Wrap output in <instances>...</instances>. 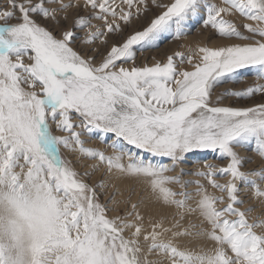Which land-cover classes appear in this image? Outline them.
<instances>
[{"label":"snow or ice","instance_id":"obj_1","mask_svg":"<svg viewBox=\"0 0 264 264\" xmlns=\"http://www.w3.org/2000/svg\"><path fill=\"white\" fill-rule=\"evenodd\" d=\"M0 21V264H264L238 186L264 202V168L238 151L264 158V0H3ZM197 26L187 54L137 65ZM195 150L227 166L185 173ZM116 181L127 196L99 202Z\"/></svg>","mask_w":264,"mask_h":264},{"label":"rangeland","instance_id":"obj_2","mask_svg":"<svg viewBox=\"0 0 264 264\" xmlns=\"http://www.w3.org/2000/svg\"><path fill=\"white\" fill-rule=\"evenodd\" d=\"M164 2L167 3L168 0H164ZM212 2L219 3V0H212ZM2 5H3V0H0V6ZM240 22L243 23V22H248V21L241 20ZM0 23H3V21H0ZM146 26H147V23L142 25L141 28L138 30H142V27H146ZM201 31H202V26H197V28H195L191 32L190 35L186 36L180 41H175L169 38L165 40L164 42H162L157 48L148 50L143 55L138 54L139 58L136 61L137 65L143 66L147 64L151 66L155 61H161V62L166 61V58L168 55H173L175 52H178V51L187 54L189 48H195L199 43L204 42L203 36L200 34ZM257 39H259V37H257ZM213 43L218 45L223 42L220 40H215ZM209 46H212V43H209ZM238 79L240 80L239 83L229 82L223 85L222 88H231L232 90H239V89H244L252 85L255 82L253 73H247L244 78H238ZM221 90L222 89H218L217 91H221ZM257 96H259V94H257ZM229 103H231L230 100L224 101V104L226 105ZM249 106H253L251 102ZM53 131H55V129H53ZM86 146L103 148V145H100L97 143L95 136H93V138L89 140V143ZM106 151L110 153L111 150L108 149ZM238 151H239V154L242 157H244L242 161L241 171L248 172V171L264 168V158H260L259 156H257L256 154L252 152L251 144L246 145L243 149H240ZM66 155L69 160H72L75 163L76 157L74 155H69L70 157L68 156V154ZM87 162L88 161H82L80 164H75L76 166H78V168L75 165L74 167L76 168L78 172L83 173L85 170L84 167H86L87 165L85 163ZM207 162H211L219 168L227 166V160L221 158L218 151L195 150L193 153L188 154L185 164L182 165L181 167L184 168L185 173H191V172H195L196 170H204L203 166ZM89 163H91V161ZM177 171H179V169H177ZM169 175H175V173H169ZM183 178L191 179L193 181L200 180V182L203 183L210 192H213L216 195H220V193L217 190L212 189L211 186L207 184V181L204 178L190 176V175H185ZM229 178L230 177H220V176L216 177V179H218L219 182L221 183L226 182V180ZM100 179H101V172L97 171L96 173H93L92 176L88 177L86 179V182L89 185H92V184L97 183ZM114 183H115V187H113L110 184L102 193H99V189H97L99 193V196H98L99 202L107 203L109 207L112 206L110 202V198L120 201V200H123L128 194L127 186L120 184L118 181ZM250 183L251 181L245 182L241 180L238 182V186L242 190L241 198L245 201L244 207L253 208V212L249 214V219L251 221L253 218L264 216V202H262L260 198L251 196L250 192H247V190L249 189ZM141 187L142 186L136 187L137 189H139L138 192H136V189H135L134 196H132L134 197L135 201L138 200L144 193V191L140 190ZM171 187H173L174 190L179 191V188L177 186H171ZM194 189H195V184L189 187V191H194ZM134 199L132 198V202H135ZM225 199H227L226 195H225ZM123 208H124V205L121 204L120 210L123 211ZM116 214H117L116 212L108 213L109 216H114Z\"/></svg>","mask_w":264,"mask_h":264},{"label":"bare ground","instance_id":"obj_3","mask_svg":"<svg viewBox=\"0 0 264 264\" xmlns=\"http://www.w3.org/2000/svg\"><path fill=\"white\" fill-rule=\"evenodd\" d=\"M92 145V144H91ZM69 156V155H68ZM70 157V156H69ZM72 157V156H71ZM73 158H75V157H73ZM72 158V159H73ZM90 161H88L87 163H85V164H88ZM74 165H75V163H74ZM76 166V165H75ZM77 168H78V166H76ZM82 168V167H81ZM84 169H85V167H84ZM120 184H122V185H124V186H127L126 185V182H120V181H118ZM140 190H142V191H144V193H143V197H146V198H148L149 197V193L147 192V190H145V189H143V187H141L140 188ZM139 191V189H137L136 188V192H138ZM133 196H134V194H133ZM133 199H134V197H132ZM134 201H135V199H134ZM149 207H151V208H155V207H157L156 205H153V204H151L150 202H149ZM257 210V209H256Z\"/></svg>","mask_w":264,"mask_h":264}]
</instances>
